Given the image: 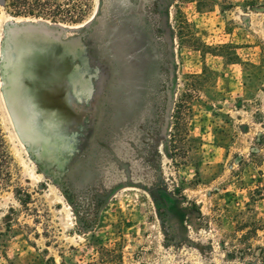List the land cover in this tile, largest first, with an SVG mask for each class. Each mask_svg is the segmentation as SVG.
<instances>
[{
  "label": "rangeland",
  "instance_id": "obj_1",
  "mask_svg": "<svg viewBox=\"0 0 264 264\" xmlns=\"http://www.w3.org/2000/svg\"><path fill=\"white\" fill-rule=\"evenodd\" d=\"M251 1L75 0L85 19L71 24L0 0L13 157L0 264H264V8ZM185 82L199 90L175 151Z\"/></svg>",
  "mask_w": 264,
  "mask_h": 264
},
{
  "label": "trees",
  "instance_id": "obj_2",
  "mask_svg": "<svg viewBox=\"0 0 264 264\" xmlns=\"http://www.w3.org/2000/svg\"><path fill=\"white\" fill-rule=\"evenodd\" d=\"M5 8L8 13L14 17H43L50 19L54 23H82L85 19L86 9L82 5L77 6L75 0H65V3H59L56 0H3ZM259 3L264 8V0H253L249 5H255ZM87 0H85L84 6L87 7ZM196 74H191L195 76ZM186 89L181 93V96L177 97L174 104L173 114V127L171 133V146L176 151L181 148L180 142L183 140V134L187 135V122L189 118L190 107L188 106L190 101L197 95L198 86L194 83L185 82ZM188 99V100H187ZM252 156L257 157L261 162L263 155L252 152ZM12 154L6 140L5 134L0 125V190L11 184L12 181ZM20 189H17L15 195L21 203H25V198L19 197ZM23 195L27 196L28 193L24 192ZM261 225L257 221H253L249 226V229L241 233L237 240L243 243V252H248L252 248L251 239L257 235L258 226ZM242 230V229H239ZM256 248L264 256V244H257Z\"/></svg>",
  "mask_w": 264,
  "mask_h": 264
},
{
  "label": "water",
  "instance_id": "obj_3",
  "mask_svg": "<svg viewBox=\"0 0 264 264\" xmlns=\"http://www.w3.org/2000/svg\"><path fill=\"white\" fill-rule=\"evenodd\" d=\"M114 44H115V43H114ZM111 54H112V57H113V58H115V57L118 58V57L124 55V54H121V53H120L119 49H118L116 46L113 47V49H112V51H111Z\"/></svg>",
  "mask_w": 264,
  "mask_h": 264
},
{
  "label": "bare ground",
  "instance_id": "obj_4",
  "mask_svg": "<svg viewBox=\"0 0 264 264\" xmlns=\"http://www.w3.org/2000/svg\"><path fill=\"white\" fill-rule=\"evenodd\" d=\"M66 28V27H65ZM76 27H73V29H75Z\"/></svg>",
  "mask_w": 264,
  "mask_h": 264
}]
</instances>
